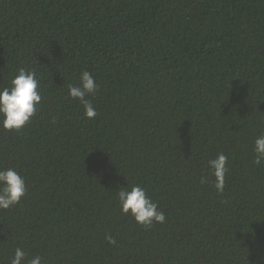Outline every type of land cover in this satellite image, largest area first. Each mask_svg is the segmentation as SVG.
Listing matches in <instances>:
<instances>
[{"label":"trees","instance_id":"trees-1","mask_svg":"<svg viewBox=\"0 0 264 264\" xmlns=\"http://www.w3.org/2000/svg\"><path fill=\"white\" fill-rule=\"evenodd\" d=\"M20 67L42 101L0 128V168L28 186L0 210V264L17 247L42 264H264V0H0V86ZM84 70L94 119L67 94ZM129 181L164 223L121 212Z\"/></svg>","mask_w":264,"mask_h":264},{"label":"clouds","instance_id":"clouds-1","mask_svg":"<svg viewBox=\"0 0 264 264\" xmlns=\"http://www.w3.org/2000/svg\"><path fill=\"white\" fill-rule=\"evenodd\" d=\"M68 96L79 100L84 108V115L89 119L97 116V111L89 97L94 95L99 84L89 71L80 73L78 84H68ZM42 101L40 93V80L34 67H20L10 78V83L0 86V128L8 131H19L34 117L38 105ZM254 163L264 166V131L254 139ZM228 157L220 152L215 158L207 161L211 176L215 177L214 188L223 193L225 177L228 172ZM207 177H201V183H206ZM28 186L24 176L14 167L0 168V210H7L18 205L27 194ZM116 198L120 210L125 215H131L134 220L144 227H151L154 223H164L166 216L159 209L158 203L148 195L141 184L129 183L118 189ZM105 239L115 245L116 240L111 234H106ZM10 264H42V257L36 255L29 258L28 254L20 247L14 250Z\"/></svg>","mask_w":264,"mask_h":264}]
</instances>
